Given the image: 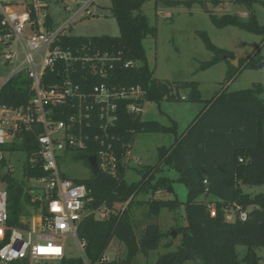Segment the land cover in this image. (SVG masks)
<instances>
[{"label": "trees", "instance_id": "16d2710c", "mask_svg": "<svg viewBox=\"0 0 264 264\" xmlns=\"http://www.w3.org/2000/svg\"><path fill=\"white\" fill-rule=\"evenodd\" d=\"M151 1L157 2L112 0V15L120 31L117 37L69 34L60 37L59 44L65 48L76 50L85 46L90 50L121 56L122 61L108 70L106 79H92L88 84L79 81V84L93 86L105 83L110 88L140 87L144 92L140 105L143 102H202L197 82L154 78L143 45L148 37H157V30L150 24L144 11V5ZM234 2L249 11L247 19L232 14L218 17L210 13L214 25L218 28L234 26L259 35L263 38L260 45H263L264 24L259 23L253 8L255 5L264 8V0ZM214 3L219 4L218 1ZM2 19L0 13V30ZM48 24H52L51 18H48ZM201 37L206 48L214 54L209 62L202 64L201 69L224 60L226 56L236 58L231 52L214 46L206 34L202 33ZM257 55L258 52L240 58L236 68L230 65L226 77L228 82L243 70L259 69L258 65L264 62V58H257ZM129 61L138 65L126 66L125 63ZM29 86L30 82L25 77L10 79L0 89V105L17 107L27 104L31 96ZM131 103L122 101L119 104L118 120L111 130L120 159L115 177L93 172L89 163V159L95 155L93 150L72 154L73 163L81 162L90 170L88 177L74 180L88 187L95 200L92 208L104 206L109 212L104 219H95L92 215L79 224L78 238L85 244V258L93 264L100 261L114 239L125 246L127 254L111 264H134L137 255L148 257L150 252L159 250L163 240L171 235V232H163L158 225L160 212L164 208L174 211L179 203L176 199L165 201L153 198L142 202L136 201L135 197L140 191L148 192L150 188L154 193L171 191V181L167 178H161L152 185L156 171L163 165H169L177 170L180 181L188 190L184 208L187 225L174 228L180 236L179 245L175 250L161 254L155 264H240L236 252L238 246L248 248L242 261L255 264L258 259L255 249L264 248V193L252 196L244 192V188H264V84L257 83L253 88L240 91L226 89L216 93L205 102L203 109L180 136L175 123L167 127L157 121L143 120L141 114L130 113L127 107ZM62 119L58 117V120ZM43 132L41 126H36L34 133L22 132L21 142L5 149L31 156L38 150L36 135ZM138 133L169 134L174 136V140L169 147L159 148L156 165L140 170V182L128 183V169L121 163V154L131 148ZM6 164L4 161L2 167ZM25 172L28 177L43 175L39 169H31L28 165ZM0 184L5 185L8 192L9 224L18 226L22 216H29L30 199L24 192L25 181L2 171ZM210 204L216 206V217L210 216ZM139 205L147 206L148 211L146 225L137 236L133 208ZM236 205L247 211L245 221L238 217L233 221L227 220L225 210ZM164 247L171 249L172 242L165 243ZM10 264L32 263L26 259ZM39 264H84V260L81 256L74 258L65 255L56 263L42 261Z\"/></svg>", "mask_w": 264, "mask_h": 264}, {"label": "built area", "instance_id": "2783aa9c", "mask_svg": "<svg viewBox=\"0 0 264 264\" xmlns=\"http://www.w3.org/2000/svg\"><path fill=\"white\" fill-rule=\"evenodd\" d=\"M0 13L3 18L0 64L11 68V74L0 84V89L10 79L25 74L31 95L24 105H0V172L18 177L12 165V157L18 153L5 148L20 143L22 132L34 133L36 126L44 129L42 134L36 135L38 150L31 156L21 153L23 159L19 160V179L25 181L23 188L30 205L29 216H22L18 226L9 224L8 192L5 185L0 184V260L4 264L26 259L32 264L60 260L65 256V246L58 239L72 236L84 264H93L85 258V244L78 238V227L89 216L101 220L109 212L104 206L92 208L95 200L88 187L74 180L85 177L69 176L67 166L73 163L74 152L90 149L97 158L98 172L115 177L120 159L111 130L118 120L119 104L131 101L127 110L142 115L146 103L140 105L139 101L144 92L135 86L110 88L105 83L79 84V81L106 79L108 70L122 59L119 55L85 46L76 50L61 46L60 37L67 34L66 30L78 15L60 22L58 27L53 20L49 25L48 0H0ZM125 65L137 66L138 63L129 61ZM58 117L63 119L58 120ZM131 149L132 146L121 154V163L126 169L131 159L139 163ZM4 161L7 164L2 167ZM26 165L39 169L43 175L28 177ZM208 208L210 216L216 217L215 204ZM225 212L233 213L234 219H247V211L238 205L228 207ZM112 261L105 255L94 264H111Z\"/></svg>", "mask_w": 264, "mask_h": 264}, {"label": "rangeland", "instance_id": "374dc122", "mask_svg": "<svg viewBox=\"0 0 264 264\" xmlns=\"http://www.w3.org/2000/svg\"><path fill=\"white\" fill-rule=\"evenodd\" d=\"M218 1L219 4L214 2ZM87 7V9H85ZM112 0H48V13L55 25L66 22L78 15L70 24L66 33L73 36H111L117 37L120 34L116 19L112 15ZM145 14L148 16L150 24L156 28L157 37H148L143 45L146 51L150 68L158 79L194 81L199 84L202 102H147L143 108L142 118L146 121H161L167 127L174 122L177 125L179 136L192 123L199 111L205 106V102L210 100L216 93L222 90L240 91L253 88L255 84H264V68L243 70L230 82L227 80V72L231 68L227 61L221 60L210 67L201 69L205 62H209L214 54L210 52L201 37L204 33L210 42L227 52H231L236 58H246L255 55L257 58H264V44L260 45L262 37L247 31L240 30L234 26L218 28L210 18V13L218 17L232 14L246 20L243 12L249 11L238 6L234 0H161L151 1L144 5ZM87 12L90 13L88 16ZM253 12L260 24H264V8L255 5ZM1 50V45H0ZM11 74V68L0 64V84ZM24 78L25 74L20 75ZM174 121V122H173ZM174 140L173 135L158 133H138L132 145V156L139 163L130 160L126 174L128 183H138L142 177L140 170L145 166L156 165L159 158V148L169 147ZM23 159L21 154L12 157V165L15 167L17 176L20 178V168ZM62 167V164L60 163ZM67 173L71 177H87L90 170L83 163H71L67 166ZM161 178L171 181V191L154 193L151 188L146 192L140 191L135 197L136 201L156 200H177L179 206L176 210L170 211L167 208L161 210L158 225L163 232H171V235L163 240L162 246L157 251L149 253L148 257L137 255L134 264H155L158 257L175 250L179 245L180 236L174 228L187 225L185 219V203L187 201L188 190L180 181V175L175 168L163 165L155 173L152 185L158 183ZM244 192L255 196L264 193V188L245 187ZM126 206V205H125ZM124 206V207H125ZM120 208V207H118ZM148 208L145 205L133 208V224L136 234L146 225V214ZM98 217L102 218L101 215ZM229 221L234 220L233 213H227ZM65 246L67 257H80L82 255L76 239L68 236L58 239ZM172 242V248L167 249L164 244ZM240 264H248L242 261L248 253L246 246L236 248ZM127 254L125 246L114 239L107 251L108 260L123 259ZM257 260L255 264H264V248H256ZM55 261V260H54ZM56 263V261H55ZM0 264H4L0 260Z\"/></svg>", "mask_w": 264, "mask_h": 264}, {"label": "water", "instance_id": "95a60500", "mask_svg": "<svg viewBox=\"0 0 264 264\" xmlns=\"http://www.w3.org/2000/svg\"><path fill=\"white\" fill-rule=\"evenodd\" d=\"M224 60H226L231 66L233 67H238L239 66V59L238 58H231V57H224ZM259 68H264V62H262L261 64L258 65ZM89 163L90 166L93 170L94 173L98 172V162H97V158L95 156H92L89 159Z\"/></svg>", "mask_w": 264, "mask_h": 264}, {"label": "crops", "instance_id": "0c3cea01", "mask_svg": "<svg viewBox=\"0 0 264 264\" xmlns=\"http://www.w3.org/2000/svg\"><path fill=\"white\" fill-rule=\"evenodd\" d=\"M242 16H243V17H247V16H248V13L243 12ZM240 58H241V57H238V59H240ZM153 73H154V71H153ZM154 78H156L155 75H154ZM156 79H158V78H156ZM158 80L165 81L164 79H158ZM169 81H173V80H169ZM159 105H160V104H159ZM202 109H203V108H202ZM202 109H201V110H202ZM201 110H200V111H201ZM200 111H199V112H200ZM197 115H198V114H197ZM197 115H196V116H197ZM142 119L145 120L144 118H142ZM157 122H159V121H157ZM160 122H161V121H160ZM160 122H159V123H160ZM173 122H174V121H173ZM174 123L176 124V122H174ZM174 123H173V124H174ZM160 124H161V123H160ZM162 125H163V124H162ZM164 126H166V125H164ZM176 126H177V125H176ZM188 126H189V125H188ZM187 128H188V127H187ZM187 128H186V129H187ZM186 129H185V130H186ZM185 130H184L182 133H184ZM178 135H179V134H178ZM172 143H173V141H172ZM172 143H171V144H172ZM171 144H170V145H171ZM157 193H163V192H162V191H159V192H157Z\"/></svg>", "mask_w": 264, "mask_h": 264}]
</instances>
